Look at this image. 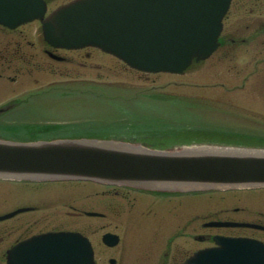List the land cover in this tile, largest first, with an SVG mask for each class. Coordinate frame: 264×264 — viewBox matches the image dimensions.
<instances>
[{
	"label": "water",
	"instance_id": "obj_1",
	"mask_svg": "<svg viewBox=\"0 0 264 264\" xmlns=\"http://www.w3.org/2000/svg\"><path fill=\"white\" fill-rule=\"evenodd\" d=\"M230 0H77L43 17L44 0H0V22L15 26L34 18L54 46L96 45L148 71L183 72L210 55ZM4 108L0 109L3 111ZM0 176L29 179H91L152 189L196 191L264 186V148L223 144L154 147L117 138L66 137L15 141L0 138ZM79 240L80 264H91L85 239L64 233L27 244L44 246L33 264H59L61 248ZM237 241L239 244H236ZM211 253L233 264L251 242L224 238ZM255 264H264L256 245Z\"/></svg>",
	"mask_w": 264,
	"mask_h": 264
},
{
	"label": "rangeland",
	"instance_id": "obj_2",
	"mask_svg": "<svg viewBox=\"0 0 264 264\" xmlns=\"http://www.w3.org/2000/svg\"><path fill=\"white\" fill-rule=\"evenodd\" d=\"M66 1L68 0L51 1L49 9L51 10ZM23 29L34 44L31 51L36 54L37 58L35 59L43 62L45 56L41 51L44 44L40 23L38 21L27 23ZM57 52L73 57L75 63L48 61L49 64L44 66L45 70L44 68L37 70L39 68L34 67L29 74L19 76L16 81L5 82L0 78V103L14 96H25L31 92L36 94L22 108L3 115L0 123H4L6 118L15 121L14 126L19 127L31 124V121L59 123L68 126L66 132L78 136H108L122 130L123 126L130 125L136 127L153 123L159 125L160 122V125L162 123L182 124L184 119L186 121V117L192 114L189 111L186 95H200L217 99L216 94L221 92V87L214 83L218 81L216 78L217 75H220L222 68L227 67V64H220V61L217 60L218 56H212L203 63L202 68H194L184 74L147 73L133 69L120 59L94 48ZM87 52L90 53L89 56H86ZM12 72H8L7 75L13 74ZM199 77L214 78L203 80ZM190 82L210 83L211 85H203L200 88L194 85L189 86ZM57 85L58 88H53ZM48 89L50 90L45 92ZM195 109L198 112L195 115L201 119L200 109L197 107ZM201 113L204 116L208 114L210 118H216L213 113L209 115L208 110H203ZM234 124L237 123L234 122ZM10 182L0 180V213L9 211L8 209L22 204L26 199L37 197L35 198L37 201L31 200V202L39 203L44 207L38 212L27 215L36 218L42 217L44 221L40 228H43L44 225L50 227L57 224L59 219L54 218L59 214L62 222L69 224L72 218L67 215V211H72L71 205L88 210L95 206L93 199L101 197L102 192H120V189L87 181L67 180L38 184ZM12 183L26 187L27 191L7 192L4 188ZM52 191L58 193L51 195ZM253 194L263 197L264 192L233 190L165 198L132 193L130 194L131 199L136 198L137 202L125 200L123 206H152L170 209L178 222L179 227L176 228L178 229L195 217L194 222L196 223L217 218L220 216L218 212L222 210L220 208L243 207L242 205L248 201L247 196ZM233 196L239 197L240 200H234L231 198ZM106 198L109 203L112 202L109 196ZM54 200L56 201L50 203ZM141 202L142 204H140ZM248 203L250 202L248 201ZM255 206L258 207V205ZM229 216L232 215L229 214ZM179 217L182 219L178 220ZM184 217L185 219H183ZM50 220L53 222L50 223ZM12 222L11 219L1 222L0 226Z\"/></svg>",
	"mask_w": 264,
	"mask_h": 264
},
{
	"label": "flooded vegetation",
	"instance_id": "obj_3",
	"mask_svg": "<svg viewBox=\"0 0 264 264\" xmlns=\"http://www.w3.org/2000/svg\"><path fill=\"white\" fill-rule=\"evenodd\" d=\"M16 33L19 34L17 40L10 39L2 46L6 49L10 43L14 45L12 52L18 62L7 61V66L16 64L21 73L30 65L31 53L27 32L20 30ZM0 55L3 56V53L0 52ZM216 56L220 64H227L215 83L221 87L215 99L217 114L219 121L226 125L221 128L226 133L219 138L226 141L256 140V133H264V0H231L223 19ZM68 62L73 60L70 58ZM200 63L194 61L191 67ZM0 64L5 68L3 61ZM193 135L190 132L189 137L193 138ZM261 135L258 141L264 138ZM241 192H264V189ZM101 195L93 199L95 206L91 209L71 205L72 211H67L72 218L71 223L64 224L59 214L54 218L59 219L57 224L50 227L44 225L43 228H40L44 221L42 217L27 214L38 212L44 206L39 203L25 205L31 209L11 217L12 223L0 226V264H7L8 252L15 245L47 231L70 230L88 237L94 252V264H184L195 252L215 246L216 235L247 237L264 244V195H246L250 203L247 201L243 207L220 208L222 210L218 212L219 220L248 221L254 224L252 226H209L207 221L194 222L195 217L178 229V222L170 209L124 207L125 200L137 202L136 198L131 199L129 191L115 194L102 192ZM106 196L115 205L109 203ZM231 198L240 200L237 196ZM88 212L95 214L89 215Z\"/></svg>",
	"mask_w": 264,
	"mask_h": 264
}]
</instances>
